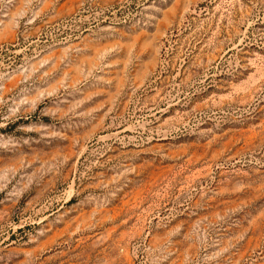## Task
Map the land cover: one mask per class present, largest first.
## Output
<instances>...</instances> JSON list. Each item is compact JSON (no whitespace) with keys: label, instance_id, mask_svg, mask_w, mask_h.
Segmentation results:
<instances>
[{"label":"rangeland","instance_id":"374dc122","mask_svg":"<svg viewBox=\"0 0 264 264\" xmlns=\"http://www.w3.org/2000/svg\"><path fill=\"white\" fill-rule=\"evenodd\" d=\"M0 264H264V0H0Z\"/></svg>","mask_w":264,"mask_h":264}]
</instances>
